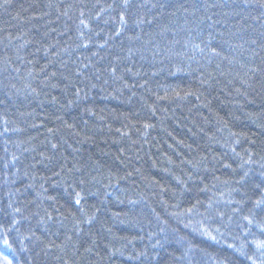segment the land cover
Masks as SVG:
<instances>
[{
	"label": "trees",
	"instance_id": "obj_1",
	"mask_svg": "<svg viewBox=\"0 0 264 264\" xmlns=\"http://www.w3.org/2000/svg\"><path fill=\"white\" fill-rule=\"evenodd\" d=\"M256 200L264 0H0V264H264Z\"/></svg>",
	"mask_w": 264,
	"mask_h": 264
},
{
	"label": "snow or ice",
	"instance_id": "obj_2",
	"mask_svg": "<svg viewBox=\"0 0 264 264\" xmlns=\"http://www.w3.org/2000/svg\"><path fill=\"white\" fill-rule=\"evenodd\" d=\"M125 6H127V0H125ZM123 19H124V17L121 16V20H123ZM81 23H83V21H81ZM76 202L79 203V200H77ZM262 203H264V201H262V200H256V201H255V205H256L257 207L261 206ZM245 218L247 219V217H245ZM251 222H252V221L249 220V223H251ZM213 239H215V237H213ZM5 243H7V241H6ZM9 264H10V262H9Z\"/></svg>",
	"mask_w": 264,
	"mask_h": 264
},
{
	"label": "rangeland",
	"instance_id": "obj_3",
	"mask_svg": "<svg viewBox=\"0 0 264 264\" xmlns=\"http://www.w3.org/2000/svg\"><path fill=\"white\" fill-rule=\"evenodd\" d=\"M2 257V255L0 254V258Z\"/></svg>",
	"mask_w": 264,
	"mask_h": 264
}]
</instances>
